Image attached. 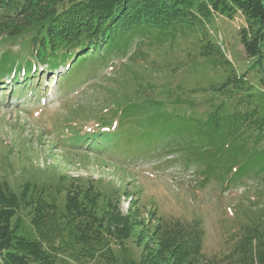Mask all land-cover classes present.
Masks as SVG:
<instances>
[{
  "label": "rangeland",
  "instance_id": "rangeland-1",
  "mask_svg": "<svg viewBox=\"0 0 264 264\" xmlns=\"http://www.w3.org/2000/svg\"><path fill=\"white\" fill-rule=\"evenodd\" d=\"M244 23L240 14L231 19L213 15L195 27L129 31L127 45L109 54L98 78L87 81L91 72L72 89L60 82L63 68L56 70L58 74L39 68L40 76H34V84L23 95H12L19 90L13 81L0 83V181L14 193L29 184L37 189L50 187L53 194L57 185L67 186L71 180L82 185L91 182L105 199L118 200L122 213L131 209L136 220L150 227L157 218L199 220L204 230L203 253L207 257L228 253L231 237L240 226L264 219V170L254 167L231 181L225 173L209 175L206 168L190 162L195 149L184 142L152 153L136 151L131 159L123 157L128 152L115 148L112 154H99L65 144L77 132L111 134L119 122L143 128L147 117L160 114L203 120L220 104L222 112L229 113L235 99L209 89L232 73L245 75L244 87L253 100L259 99L262 87L257 68H252L237 34ZM207 42L219 50L217 61L199 56ZM28 43L22 37L0 40V63L10 68L23 64ZM236 169L237 164L227 172ZM54 196L60 205L62 193ZM19 229L27 239H35L25 217L20 216ZM139 231L135 225L123 248L103 242L90 243L86 250L64 234L68 243L64 251H84L86 258L74 260L64 253L58 259L68 264H100V256L105 255L112 258L108 264H142L143 243H135Z\"/></svg>",
  "mask_w": 264,
  "mask_h": 264
},
{
  "label": "trees",
  "instance_id": "trees-1",
  "mask_svg": "<svg viewBox=\"0 0 264 264\" xmlns=\"http://www.w3.org/2000/svg\"><path fill=\"white\" fill-rule=\"evenodd\" d=\"M236 14L245 22L237 34L252 68H257L262 87L259 99L253 100L244 87L245 75L232 73L209 89L235 99L229 113H223L220 104L203 120L160 114L147 117L143 128L119 122L114 128L111 125L115 130L111 134L77 132L65 144L99 154L128 152L123 157L131 159L136 151L152 153L184 142L195 149L190 162L206 168L209 175L225 173L231 181L254 167L264 170V0H0V40L22 37L29 42L23 64L10 68L0 63V83L13 81L20 93L34 84L39 68L44 67L45 73L63 68L60 82L72 89L91 72L87 81L98 78L109 54L127 45L129 31L195 27L209 22L213 15L231 19ZM219 54L207 42L199 56L217 61ZM222 153L228 157L223 158ZM234 153L239 156H229ZM235 164L238 169L227 172ZM51 190L24 184L14 193L0 181V264H68L58 256L70 253L77 260L86 254L64 251L68 244L64 234L81 250L103 242L123 248L135 225L140 227L135 243H143L142 264H264V219L240 226L231 237L228 253L207 257L204 230L197 219L157 218L150 227V223L136 220L131 209L122 213L118 200L105 199L91 182L82 185L71 180L67 186L57 185L54 194L62 193L60 205ZM20 216L31 225L35 239L19 233ZM100 257V264L112 260Z\"/></svg>",
  "mask_w": 264,
  "mask_h": 264
}]
</instances>
